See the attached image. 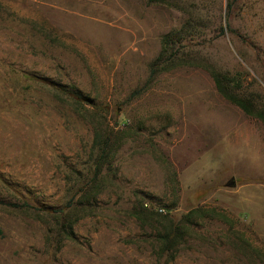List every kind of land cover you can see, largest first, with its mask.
I'll return each instance as SVG.
<instances>
[{
	"label": "rangeland",
	"instance_id": "1",
	"mask_svg": "<svg viewBox=\"0 0 264 264\" xmlns=\"http://www.w3.org/2000/svg\"><path fill=\"white\" fill-rule=\"evenodd\" d=\"M188 20L179 49L264 106V0H0V264H264V122L201 67L137 94ZM107 139L101 192L62 231L52 212L78 200ZM194 208L162 254L157 233Z\"/></svg>",
	"mask_w": 264,
	"mask_h": 264
},
{
	"label": "trees",
	"instance_id": "2",
	"mask_svg": "<svg viewBox=\"0 0 264 264\" xmlns=\"http://www.w3.org/2000/svg\"><path fill=\"white\" fill-rule=\"evenodd\" d=\"M150 4L163 3L164 0H146ZM231 7V3L227 5V9ZM193 21L188 20L180 29L174 30L161 37L160 51L155 59L148 65V77L144 87L137 92L139 95L147 89L151 83L161 74L182 68V67H201L207 71L214 83L218 94L228 103L239 108L244 114L264 122V106L258 105L255 93L247 92L242 88L241 82L238 80L237 74H232L227 71H220L213 66L201 63L197 58L192 57L186 51L179 48L191 37ZM228 26H225V29ZM224 28H221L220 33L223 34ZM113 144L110 139H107L99 149L96 156L94 169L91 178L82 187L81 195L76 202L73 199L68 202L65 210L50 211L59 215V224L62 231L65 229L71 230L72 221H70L69 214L77 210V206L82 209L90 207L89 202L95 199L101 192V172L104 165L108 162L112 151ZM0 205H4L0 201ZM15 209L28 208V204H5ZM66 211V212H65ZM141 206L140 211H134L136 219L140 220L145 214ZM201 212L200 208H194L183 215L180 220L168 221V224L162 228V231L157 233L156 239L158 249L162 254L172 253L183 242L186 236L185 223L189 222L191 218ZM65 213V215H64ZM76 221V220H75ZM173 257V256H171Z\"/></svg>",
	"mask_w": 264,
	"mask_h": 264
},
{
	"label": "water",
	"instance_id": "3",
	"mask_svg": "<svg viewBox=\"0 0 264 264\" xmlns=\"http://www.w3.org/2000/svg\"><path fill=\"white\" fill-rule=\"evenodd\" d=\"M228 186H231V187H234L235 186V183L232 181L228 184Z\"/></svg>",
	"mask_w": 264,
	"mask_h": 264
}]
</instances>
